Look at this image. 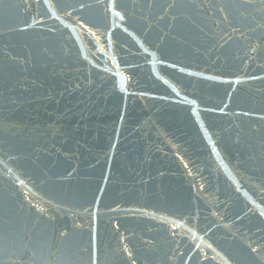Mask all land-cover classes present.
Returning <instances> with one entry per match:
<instances>
[{"label":"water","instance_id":"1","mask_svg":"<svg viewBox=\"0 0 264 264\" xmlns=\"http://www.w3.org/2000/svg\"><path fill=\"white\" fill-rule=\"evenodd\" d=\"M0 264H264V0H0Z\"/></svg>","mask_w":264,"mask_h":264},{"label":"snow or ice","instance_id":"2","mask_svg":"<svg viewBox=\"0 0 264 264\" xmlns=\"http://www.w3.org/2000/svg\"><path fill=\"white\" fill-rule=\"evenodd\" d=\"M21 183H23V181L21 180Z\"/></svg>","mask_w":264,"mask_h":264}]
</instances>
